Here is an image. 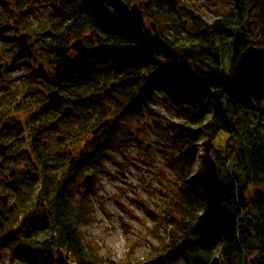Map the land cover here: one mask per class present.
<instances>
[{
    "label": "trees",
    "instance_id": "16d2710c",
    "mask_svg": "<svg viewBox=\"0 0 264 264\" xmlns=\"http://www.w3.org/2000/svg\"><path fill=\"white\" fill-rule=\"evenodd\" d=\"M136 1L12 0L11 7L6 1L1 4L11 15L4 23L0 18V28L17 20L19 29L33 33L40 48L47 46L52 58L60 57L64 73L70 71L68 82L78 79L71 87L80 96L88 88L87 60H64L70 41L89 31L91 120L112 119L105 136L110 149L145 150L136 128L130 129L135 120L145 119L144 107L159 103L179 119L170 122L148 111L153 119L139 128L164 146L162 155L182 192L164 189L160 208L166 217L157 218L170 226L157 233L162 243L149 258L163 255V264H264V100L247 109L229 86L245 49L258 40L264 47V0H232L234 8L211 23L181 0H143L144 15L135 18L130 6ZM98 81L104 87L118 82L119 98L101 94ZM220 133L229 136L225 156L215 148ZM103 159L98 157L97 165ZM72 180L63 175V182L71 185ZM193 184L202 191L204 219L198 217ZM60 193L48 211L33 199L27 222L14 227L10 249L31 264H55L57 250L72 264H103L84 244L80 229L86 198L78 192L75 198L64 187ZM89 207L93 211L90 200ZM203 221L211 232L202 228Z\"/></svg>",
    "mask_w": 264,
    "mask_h": 264
},
{
    "label": "flooded vegetation",
    "instance_id": "af4514ba",
    "mask_svg": "<svg viewBox=\"0 0 264 264\" xmlns=\"http://www.w3.org/2000/svg\"><path fill=\"white\" fill-rule=\"evenodd\" d=\"M9 15L11 14L6 13L3 8V13L0 14L3 23ZM9 25L4 24V27L0 28L1 264H6L2 260L4 252L9 253L11 250L14 227L20 224L23 226L22 223L27 222V211L33 196L35 200L42 201V208L48 211L61 195L60 191L63 187L66 190L69 188V193L77 198L75 184L78 177L82 176L77 182L79 188L83 179L91 174L92 181L87 188L90 194L98 176L92 170L98 168L103 171L104 162L112 157L109 152L111 149L105 143L108 128L96 135L93 134V130L100 124H94L91 120L94 107L89 99V50L92 39L89 31L69 43L70 45L82 38L87 53L80 55L68 50V45L64 60L75 61L83 56L87 60L88 88L85 95L80 96L81 93L73 92L74 88L71 87L78 79L72 76L68 82V77L65 75L70 71L66 70L64 73L60 57L52 58L47 46L41 48L35 46L33 54L22 51L18 44V36L23 32L18 29V25L16 28H11V24ZM94 40L98 43L96 38ZM15 41V44L4 45ZM29 41L34 40L30 37ZM40 64L41 68H39ZM146 79L148 78H143V81ZM141 81L139 79V83ZM98 82L101 94H111L119 98L118 82L114 81L112 84L115 86L112 88L109 86L110 83L104 87L102 81ZM62 83L64 84L62 88L53 87L62 86ZM54 90L62 96L59 104L50 103L49 94ZM58 136L64 139L60 141ZM138 137L139 142H143L147 150L148 145L144 144V137ZM134 145L137 146L138 143ZM144 155L147 156V153ZM100 156L104 161L101 165H97V158ZM105 157L108 159L105 160ZM89 165L92 166L91 169ZM49 168H53L54 171ZM65 174H70L73 178L71 185L63 182ZM35 183H40V187L36 190ZM48 184H51L50 191L46 189ZM87 189L78 190L83 194ZM11 253L14 252L11 250Z\"/></svg>",
    "mask_w": 264,
    "mask_h": 264
},
{
    "label": "rangeland",
    "instance_id": "374dc122",
    "mask_svg": "<svg viewBox=\"0 0 264 264\" xmlns=\"http://www.w3.org/2000/svg\"><path fill=\"white\" fill-rule=\"evenodd\" d=\"M7 1L12 5V0ZM181 4L187 5L189 10L195 11L203 20L210 23L220 18L222 13L234 8L232 0H181ZM2 13L0 7V14ZM30 22L36 25L32 19ZM21 30L29 33L26 28ZM33 40L35 41V38ZM158 93L162 95L163 91L158 90ZM154 108L158 109L163 120L178 122V118H174L160 105ZM137 133L140 134L138 131ZM143 135L146 139L144 144L151 143V148L142 150L137 146L127 150L125 154L119 149H111L109 152L112 160L104 162L103 171L98 168L92 170L98 176L97 183L90 194L89 189L83 194L78 191L77 182L82 178L81 175L75 184L79 197L86 198L88 205L85 207L86 219L80 223L84 244L90 247L101 261L103 259V264H143L148 261L151 254L162 243L157 233L162 234L165 232L164 228L170 226L167 220L160 221L157 218V216L166 217L160 208L161 204L165 205L164 189L169 187L177 193H182L178 185L173 182L176 178L175 173L162 155L163 146L159 148L156 136L153 134ZM228 138L226 133H220L215 141V148L221 150L223 156H225L224 146ZM201 151L202 149L199 148V152ZM145 153L147 156L144 155ZM134 159L135 163L132 162ZM143 160L147 162L143 163ZM152 160L154 164H150ZM195 162L198 166L200 165V159H196ZM196 169L195 166L193 176ZM120 171L124 172L125 176H121ZM195 187L194 194L202 197V200L199 199L200 203L198 202L199 215L203 214L205 209L202 191L199 186ZM89 200L93 211L89 207ZM149 210L154 213L153 216L148 213ZM204 229L211 232L208 223ZM218 251L215 252V256ZM2 257L6 264H31L22 259L21 255H13L11 250L9 253L5 251ZM215 263L216 261L213 262Z\"/></svg>",
    "mask_w": 264,
    "mask_h": 264
},
{
    "label": "water",
    "instance_id": "95a60500",
    "mask_svg": "<svg viewBox=\"0 0 264 264\" xmlns=\"http://www.w3.org/2000/svg\"><path fill=\"white\" fill-rule=\"evenodd\" d=\"M133 12L141 14L138 5L133 6ZM27 36V34L21 35L19 37V42L23 50L31 53L34 44L27 43ZM70 48L75 49L81 54L86 53L87 51L82 40L75 41ZM229 79L230 90L243 107L254 110L256 107L255 100H264V48L261 46V41H258L257 45H252L245 49L235 63ZM113 86H115V84H113L112 87ZM50 102L52 104L61 102L57 92L50 94ZM108 125L109 121L104 122L94 130L93 134H98L101 129ZM59 139L62 140L63 137H60ZM91 179V176H87L83 182H81L80 187L86 188L90 184ZM163 259V255H160L159 257L143 264H162ZM55 262L56 264H71L65 254L60 250H58Z\"/></svg>",
    "mask_w": 264,
    "mask_h": 264
}]
</instances>
